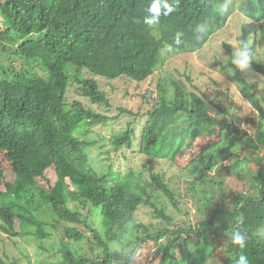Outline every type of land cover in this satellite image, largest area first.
I'll return each instance as SVG.
<instances>
[{
  "label": "trees",
  "instance_id": "obj_1",
  "mask_svg": "<svg viewBox=\"0 0 264 264\" xmlns=\"http://www.w3.org/2000/svg\"><path fill=\"white\" fill-rule=\"evenodd\" d=\"M150 3L0 0V154L11 163L15 174L12 182L4 183L6 189L0 190V219L6 222L12 217V205L17 206L14 216L20 217L19 231L12 223L5 232L32 235L36 253L47 250L48 242L63 241L55 231L69 234L70 245L79 244L77 237H85L77 231L82 226L80 209H84L83 225L94 237L80 244L79 251L61 242L63 264H132L138 247L149 241L164 242L165 249L156 264H235L241 254H246L251 264H264V105L253 94L247 96L256 109L257 122L248 131L241 128L234 113L201 95L196 87L188 91L175 79V92L168 97L165 85L158 81L155 103L150 102L149 94H140L142 101L150 102L149 108L145 113H133L135 118L148 116L140 132L129 121L112 136L115 156L124 159L123 169H115L112 164L105 170L97 169L85 151L90 145L87 134L91 125L105 120L103 113L86 105H107L96 76L106 80L127 77L139 89L163 63L164 50L181 54L199 50L225 26L236 7L252 16L264 34V0H230L224 16L214 11L224 0H180L177 11L161 16L158 24L146 25L143 19L149 15ZM201 24L207 25V33L200 29L203 38L197 39L194 30ZM249 29V25H241V41L247 40ZM178 33H182L179 43ZM222 46L227 55L215 62L223 68L231 67L232 75L244 82L232 64V45L223 42ZM251 66L264 78V62L253 56ZM185 70L177 73L191 81ZM72 81L77 83L84 103L65 100ZM212 104L231 120H220ZM215 129L218 134L225 131L226 147L211 153L204 167L202 158L196 155L181 169L198 176L185 179L191 181L197 218L192 224L180 222L166 213L164 204L149 202L146 165L137 168L134 158L121 150H129L136 138L139 149L132 152L173 163L189 143L203 134H214ZM238 143H244L239 153L219 160L223 161V170L246 185L244 190L238 188L229 194L222 175L209 170L221 152ZM150 175L158 190L177 208L184 197L178 183L172 184L163 174ZM144 204L151 206L153 217L171 221L172 228L155 232L144 222H136L134 212ZM92 212L100 219V229ZM236 228L246 235L243 249L229 239ZM115 243H124L130 249L122 250V245ZM190 253L194 254L192 260L180 261ZM37 259L38 255L27 257L25 264H44L43 259ZM0 264L7 263L0 260ZM13 264L21 263L16 260Z\"/></svg>",
  "mask_w": 264,
  "mask_h": 264
},
{
  "label": "rangeland",
  "instance_id": "obj_2",
  "mask_svg": "<svg viewBox=\"0 0 264 264\" xmlns=\"http://www.w3.org/2000/svg\"><path fill=\"white\" fill-rule=\"evenodd\" d=\"M239 1V0H238ZM246 24L250 26L247 42L250 43L254 59L258 62H264V34L258 27V22L251 16L248 17L242 14L237 7L235 12L229 16L225 26L215 32L211 38L204 44L199 50L190 51L191 53H175L173 51L164 50V61L159 64L153 75L148 77L145 82L141 84L140 89L135 88V82L127 77H119L114 80H106L99 77L97 83L99 88L103 90L107 97V105L86 104L88 107L95 109L98 112L103 113L106 116V123L99 122L91 125L90 131L87 134V140L90 141V145L86 147L89 158L93 160L94 165L100 169H106V166L114 161L116 167L119 169L124 168V159L119 156H115L113 145L111 142V135L116 131L121 130L129 122H135L132 127L140 132L142 125L146 122L148 116L134 117L133 113L140 111L145 113L148 110L150 102L152 104L156 101L155 85L159 81L167 90V96L171 97L175 90L172 86V81L175 79L186 88V90H192L196 87L200 90L201 95L206 96L209 100H212L215 104H220L226 107L230 112L234 113L241 121V128L244 130H253L256 122L257 115L256 109L249 100L247 94H253L255 99L264 105V78L259 73H256L252 66L245 71L239 70L240 77L244 80L241 82L239 79L232 75V68H223L221 63L215 62L216 60L222 61L226 57V51L223 49L222 43H230L233 49V56L239 49L241 44V25ZM9 62L6 61V64ZM17 66L20 64L16 63ZM186 68V72L190 74L191 81L182 77L177 73V70ZM1 73V71H0ZM178 74L179 76L175 75ZM181 77V78H179ZM148 87L147 89H144ZM152 91V92H149ZM149 94L150 102H144L141 99L140 94ZM73 99L84 100V97L80 95L77 90V85H71L66 91V101L70 102ZM83 102V101H82ZM84 103V102H83ZM211 109L215 115L220 117V120L230 121L231 118L225 114H220L216 111V108ZM120 108L130 109L133 112L120 113ZM140 109V110H139ZM227 119V120H226ZM85 127L84 124H82ZM215 133L212 135L203 134L201 137L195 139L189 145H187L183 152L178 154L174 162L171 163L165 159L149 158L142 154L132 152L137 148L136 140L134 145L132 144L129 150H124L126 156L134 158V162L137 164V168H141L142 164L146 165L144 178L150 182L146 185V192L149 195V202L155 204H164V208L167 214L174 216V219H179L180 222L194 223L196 216L195 205L192 204L191 193V181H186L187 178L197 177V174L188 173L184 168L196 155L198 158H202L201 165L204 167L205 162L211 155L221 151L228 144V136L224 134ZM244 147V143H238L229 151L221 152L220 157L214 159L212 169L209 170L212 174L222 175L221 178L225 181L226 192L232 193L235 189L244 190L246 185L240 183L234 176L228 174L220 167L222 160L220 158L233 153H239ZM137 157V158H135ZM228 161H224L223 164H227ZM251 168H254L252 164H248ZM150 168V169H149ZM177 172V173H176ZM150 174H163L165 177H170L172 184H177L180 188V192L184 194L183 200L179 199L177 208L174 206V202L169 201L168 197L158 190V186L152 179ZM51 177H54L51 173ZM14 174L10 167V163L7 161L4 154H0V188H3V183L12 181ZM164 180L169 183L167 178ZM245 186V187H244ZM173 191V190H172ZM247 191V190H245ZM174 193V192H173ZM157 194L159 198L157 199ZM175 194V193H174ZM176 196V194H175ZM135 221H141L149 226L151 231H157L158 229L171 226V221L162 220L157 216H152L151 206L149 204L140 205L134 214ZM152 225V227H150ZM99 226V224H98ZM100 227V226H99ZM105 231V222L102 223V232ZM32 235L17 236L10 239L8 236L0 232V255L2 251H14L21 247V252L31 255L36 249V242L31 239ZM122 250L130 249L124 243L117 244ZM223 246V244H221ZM54 246L52 243L48 244V248ZM178 248V245L176 249ZM165 249L164 242L149 241L146 244L138 247L134 254L132 264H156L160 259ZM175 249V250H176ZM178 250V249H177ZM12 255V254H11ZM40 256L42 261L49 260L48 254L40 250L38 253H34L33 256ZM187 259L180 261L192 260L194 254L190 253ZM26 260L24 256L20 257V263L25 264Z\"/></svg>",
  "mask_w": 264,
  "mask_h": 264
},
{
  "label": "clouds",
  "instance_id": "obj_3",
  "mask_svg": "<svg viewBox=\"0 0 264 264\" xmlns=\"http://www.w3.org/2000/svg\"><path fill=\"white\" fill-rule=\"evenodd\" d=\"M229 3H230V0H224V3L220 4L218 8L214 9V11H216V13L218 15L224 16L228 12ZM179 7H180V0H151V3L147 6V12L149 13V15L144 17L143 22L146 25L158 24L160 22L161 16H165V17L169 16L173 12L177 11L179 9ZM200 29H203L204 33L206 34L207 33V25H204V24L198 25L197 29L194 30V31H197V39H202L203 38L202 35L200 34V31H199ZM180 35H182V33H178L177 34V39H176L177 43L180 42L179 41V36ZM182 53H191V52L190 51H184ZM253 56H254V53H253V50H252V47H251L250 43L247 42V41H241L239 49L235 52V54H234V56L232 58V64H234L237 69H239L241 71H245V70L250 68V66H251V64L253 62ZM3 63L6 64V61L3 60ZM5 68H7V67H5ZM1 70L2 69H1V66H0V71ZM96 78L98 79L99 77H96ZM73 84L77 85V83H75V81H72L70 83V85H68V88L71 85H73ZM105 96H106V94H105ZM65 100H66V93H65ZM106 121L107 120H106V116H105V120L102 121V122L106 123ZM96 123H99V122H96ZM134 124H135V122L132 123V125H134ZM122 130H123V128L121 130H119V131H122ZM119 131H116L115 133H117ZM113 134L111 135V142H112ZM134 140H136V138H134ZM136 145H137V143H136ZM123 149L121 151L124 152L125 149L124 150ZM138 149H139V146L137 148H135V150H138ZM109 164H112L115 169L119 168V167L115 166L113 160ZM107 166H106V168H107ZM10 167H11V163H10ZM97 169H100V168H98V166H97ZM100 170H105V169H100ZM12 172H13V170H12ZM13 174H14V172H13ZM14 178H15V174H14ZM12 181H9V182H12ZM5 189H6V185H4V183H3V188H0V190L3 191ZM11 199L15 201V199L13 197ZM0 205H1V202H0ZM70 205H72V204L70 203ZM12 207H13L11 209V212L13 214L12 217L10 219H8L6 222H2L1 219H0V232L3 233L4 235L8 236L10 239H13V237H17V236H26L25 234H22V233H17L16 235H9L8 233L5 232L6 230L9 229V225H11L12 223H13V225L15 227V230L17 232L20 229V217L14 216L15 211L17 212V206L16 205L15 206L12 205ZM80 210H81V215L79 217V221H80V224L82 226H80L79 227L80 230H77V231H78L79 234L82 231L83 234L85 235V237L83 239H81V237H77L76 236L80 240L79 244L71 243V245H70L71 237H70L69 234H67L66 232H62V231H59V232L55 231V233L57 235L61 236V237H59L60 239L63 240L61 242H64L66 245L74 248L77 251L80 250V248H81V246L83 244H86L84 242H87L91 238L94 237L92 231H89L88 229H85L86 227H84V225H83V217L86 215V212L84 211V209H80ZM134 214H135V212H134ZM33 215H35V214H33ZM92 216H93V218L96 221L97 226H98V224L100 222V219L98 217H96L93 212H92ZM99 226H100V224H99ZM99 226H98V229L101 228ZM31 239H33L35 241L33 236H32ZM229 239L231 240L233 245H239L241 249H243L245 247L246 235L239 228L233 229L231 231V233L229 234ZM61 242L60 243L51 242L54 246H51L49 248H48V244L50 242H48L46 244L47 245V250H45L43 252L48 254L47 256H48L49 260L46 261V262L42 261L44 264H63V258H60V254H61V251H62L61 247H60L61 246ZM80 244H81V246H80ZM35 252H36V249L34 250L33 253H31V255L25 254V253L21 252V247L17 248L14 251H10V252L3 250L2 254L0 255V260L1 261H5L7 264H13L16 260H20L21 256H24L25 260L27 261V257H30V258L34 259L33 255H34ZM40 259H43V258H40V256H38V259H37L38 262H39ZM235 264H251V261L249 260V258H248V256L246 254H241V255H239V257L236 260Z\"/></svg>",
  "mask_w": 264,
  "mask_h": 264
}]
</instances>
